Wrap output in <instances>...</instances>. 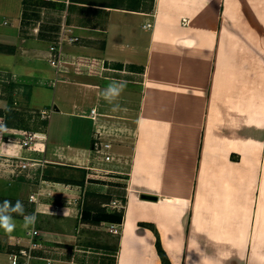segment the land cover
<instances>
[{"label":"crops","instance_id":"0c3cea01","mask_svg":"<svg viewBox=\"0 0 264 264\" xmlns=\"http://www.w3.org/2000/svg\"><path fill=\"white\" fill-rule=\"evenodd\" d=\"M0 118V202L37 216L0 264L32 229L30 264H161L157 238L170 264H264V0H0Z\"/></svg>","mask_w":264,"mask_h":264},{"label":"built area","instance_id":"2783aa9c","mask_svg":"<svg viewBox=\"0 0 264 264\" xmlns=\"http://www.w3.org/2000/svg\"><path fill=\"white\" fill-rule=\"evenodd\" d=\"M184 22V21H183ZM143 27L145 28H150L151 24L150 23H146L145 25H143ZM69 41H74L76 40V38H67ZM61 42V41H60ZM50 51L52 52L50 54L49 57V63L54 66L55 68L59 67V61H60V44L57 47H50ZM55 51V52H54ZM51 112V109H49L48 111H40V116L42 119L46 120L49 117V114ZM95 109L92 108L90 110L91 115V119L94 120L95 119V115H94ZM3 122L0 118V128H3ZM9 135L6 138V141L11 143L14 140H16V143L18 144L19 147L21 148H25V149H32L38 140V136L35 132L32 131H28L25 129H11L10 132L8 133ZM93 149L95 150V152L102 156V158L105 161H109L112 159V156L109 154V151L111 149V143L110 141H104L102 140V133L101 132H95L94 136H93V143H92ZM35 161H31V159H25V158H21L19 156H5V158L2 161V167H7L11 173L13 174H17L19 173L21 170H25L26 168L30 167L31 165H33L32 163H34ZM34 197V195H30L29 197V201L30 202H34L35 201V197L34 199H30ZM108 230L113 233V234H119L120 233V229L117 228L116 225L114 224H110L108 226ZM26 236L29 238L30 243L29 246L27 248H22V249H18L17 251H13L8 255V264H30L29 260L31 259V253L30 250L34 249L36 247L39 246L38 242L36 241V237L39 236V233L37 230L32 229L26 232ZM44 264H52V261L49 259L45 260Z\"/></svg>","mask_w":264,"mask_h":264},{"label":"clouds","instance_id":"9594fccd","mask_svg":"<svg viewBox=\"0 0 264 264\" xmlns=\"http://www.w3.org/2000/svg\"><path fill=\"white\" fill-rule=\"evenodd\" d=\"M126 86L127 82L124 80H113L101 91L100 95L107 103L113 106V111L120 108L119 103H116V101ZM30 199H34V197ZM15 215L23 217V227L25 229L34 228L37 221L35 213L26 214L24 204L20 200L15 203L10 200H4L0 202V229H3L7 234L14 232L16 229Z\"/></svg>","mask_w":264,"mask_h":264},{"label":"trees","instance_id":"16d2710c","mask_svg":"<svg viewBox=\"0 0 264 264\" xmlns=\"http://www.w3.org/2000/svg\"><path fill=\"white\" fill-rule=\"evenodd\" d=\"M155 247H156L157 254L160 258L161 264H170L168 257L166 256L165 252L161 248L158 238L156 239Z\"/></svg>","mask_w":264,"mask_h":264},{"label":"water","instance_id":"95a60500","mask_svg":"<svg viewBox=\"0 0 264 264\" xmlns=\"http://www.w3.org/2000/svg\"><path fill=\"white\" fill-rule=\"evenodd\" d=\"M142 199H148V200H156L155 196H151V195H141Z\"/></svg>","mask_w":264,"mask_h":264}]
</instances>
